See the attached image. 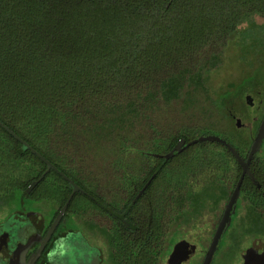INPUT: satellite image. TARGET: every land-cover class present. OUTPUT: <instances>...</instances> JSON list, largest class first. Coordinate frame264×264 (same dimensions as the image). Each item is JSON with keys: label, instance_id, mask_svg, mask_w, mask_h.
<instances>
[{"label": "trees", "instance_id": "16d2710c", "mask_svg": "<svg viewBox=\"0 0 264 264\" xmlns=\"http://www.w3.org/2000/svg\"><path fill=\"white\" fill-rule=\"evenodd\" d=\"M257 17L264 0H0V120L93 198L136 218L129 229L91 196H73L72 227L116 220L91 227L108 241L110 264H159L168 230L203 216L196 203L230 198L239 175L229 177L237 157L225 145L160 155L215 134L187 115L228 51L249 69L263 58ZM180 103L183 115L170 116ZM46 168L0 125V205H16ZM154 174L135 217L127 207ZM40 185L59 215L71 183L52 169ZM241 200L244 232L264 234L256 187L245 183Z\"/></svg>", "mask_w": 264, "mask_h": 264}, {"label": "flooded vegetation", "instance_id": "af4514ba", "mask_svg": "<svg viewBox=\"0 0 264 264\" xmlns=\"http://www.w3.org/2000/svg\"><path fill=\"white\" fill-rule=\"evenodd\" d=\"M241 93L240 103L233 102L232 99L228 101L226 119L220 121L215 115L211 127L215 135L228 140L247 162L264 121L262 75H253L243 85ZM238 121L241 122L240 127ZM233 166L235 169L229 173V177L238 174L240 179L242 164L236 159ZM249 170L250 174L247 173L244 177L235 211L210 264H264V234L245 233L242 225L244 219L237 218L239 209L248 205L241 200L245 183L253 189L256 187L264 200V138L249 163ZM40 182L30 193H26V188L27 196H21L16 205H0V264H110L108 241L99 230L91 227L98 225L102 228L108 223L112 227L116 220L112 221L110 217L89 220L84 217L81 228H74L72 226L75 223L72 221L75 219H71L65 212L50 232L58 218L57 207L42 196L46 187L40 185ZM80 192L93 198L85 190ZM93 199L103 207L108 206L97 197ZM229 200L230 198L225 202L196 203V206L206 209L203 216L168 230L163 236L164 251L159 264H205ZM136 203L129 209L130 203L127 210L131 212ZM261 206L264 207V201ZM108 207L116 211L113 207ZM133 211L136 217V212ZM118 213L126 214L127 211ZM118 218L127 226L124 220ZM126 220L132 224L129 229L136 227V218L130 216Z\"/></svg>", "mask_w": 264, "mask_h": 264}, {"label": "water", "instance_id": "95a60500", "mask_svg": "<svg viewBox=\"0 0 264 264\" xmlns=\"http://www.w3.org/2000/svg\"><path fill=\"white\" fill-rule=\"evenodd\" d=\"M0 125L5 128L11 135H13L17 140H19L22 144L24 149H30L34 154H36L38 157H40L46 164H47V168L45 170V172L36 180H34L29 187L26 190V193H30L38 184L40 181H42L44 179V177L46 176V174L51 170L54 169L55 171L59 172L65 179H67L72 187H73V191L69 197V199L67 200V202L65 203L64 207L62 208V210L60 211V214L58 215V218L56 220V222L53 225V228L50 232H52L54 230V228L57 226V224L59 223V220L62 218L63 214L66 212L73 196L75 195L76 192L78 191H84L83 188L77 184L71 177H69L67 174H65L63 171H61L55 164H53L49 159H47L43 154H41L38 150H36L32 145H30L25 139H23L21 136H19L12 128H10L6 123H4L2 120H0ZM238 126H241V122L238 121ZM264 138V121L263 124L255 138L254 144L252 146L251 152H250V157H249V161L245 162L244 159L241 157L240 153L238 152V150L225 138L215 135V134H208V135H202L199 136L189 142H187V140L185 138H182L178 141V143L173 147V149L165 154V155H160V156H164L166 159H170L175 157L176 155L182 153L184 150L188 149L189 147L204 142V141H216L219 142L223 145H225L226 147H228L233 153L234 155L237 157V159L240 161V163L242 164L243 167V173L241 178L239 179L236 187L233 190V193L230 197V200L228 202V204L226 205V209L222 218V221L220 222V225L218 227L215 239L213 241V244L208 252V256L207 259L205 261V264H210L211 259L213 258V255L216 251L217 245L224 233V230L227 226V224L230 222L231 217L235 211V206L236 203L238 201L239 195H240V190H241V186L244 180V177L247 173L250 174V170H249V163L252 159V157L256 154V152L258 151V149L260 148V145L263 141ZM155 178V174L147 181V183L144 185V187L139 191V193L137 194V196L134 198V200L131 202V205L128 207L129 209L137 202V200L144 194V192L146 191V189L149 187V185L151 184V182L153 181V179ZM108 210H110L112 213H114L116 216L120 217L122 220L125 221L126 225L128 227H131L132 224L126 220L125 218V214H119L118 212L114 211L112 208L104 205Z\"/></svg>", "mask_w": 264, "mask_h": 264}, {"label": "rangeland", "instance_id": "374dc122", "mask_svg": "<svg viewBox=\"0 0 264 264\" xmlns=\"http://www.w3.org/2000/svg\"><path fill=\"white\" fill-rule=\"evenodd\" d=\"M256 21L262 24L264 23V18L257 17ZM231 56H235L234 52L228 51L227 61L209 73L207 92L209 96L196 93V108L190 110L187 115V119L190 122L196 121V127L203 126L211 130V123L214 121L215 115L218 120L224 121L226 119L228 101L232 99L233 102L240 103L242 98L241 89L246 81H249L253 75H262V80L264 79V56L251 69L241 64L240 61L230 58ZM250 71H252L251 74H249ZM230 84H233L234 88L230 87ZM174 107L170 116L181 117L184 107L181 103L176 104Z\"/></svg>", "mask_w": 264, "mask_h": 264}]
</instances>
